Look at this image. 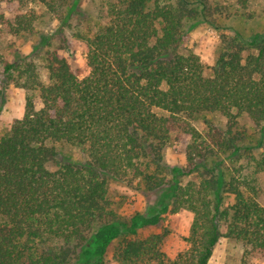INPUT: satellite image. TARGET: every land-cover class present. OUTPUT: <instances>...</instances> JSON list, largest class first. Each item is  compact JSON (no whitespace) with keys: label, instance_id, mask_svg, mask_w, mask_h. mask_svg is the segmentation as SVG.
<instances>
[{"label":"trees","instance_id":"trees-1","mask_svg":"<svg viewBox=\"0 0 264 264\" xmlns=\"http://www.w3.org/2000/svg\"><path fill=\"white\" fill-rule=\"evenodd\" d=\"M41 11L58 23L42 41L47 82L28 55L1 68L26 97L0 136V264H210L221 239L264 260V33L215 32L207 74L188 45L206 0H104L92 25L81 0H0V26L35 35ZM69 34L86 48L84 76L63 54ZM200 116L223 124L199 129ZM244 119L260 133L254 145ZM182 139L186 165H165V147ZM57 145L85 161H59ZM217 157L232 162L228 177ZM111 182H138L155 200L124 219ZM183 210L192 221L176 254L163 251L166 233L141 235Z\"/></svg>","mask_w":264,"mask_h":264},{"label":"rangeland","instance_id":"rangeland-1","mask_svg":"<svg viewBox=\"0 0 264 264\" xmlns=\"http://www.w3.org/2000/svg\"><path fill=\"white\" fill-rule=\"evenodd\" d=\"M209 3L208 16L199 18L198 23L189 33V47L199 55L202 64L205 66L207 74L211 72L215 59L219 52V42L214 35L215 32L233 35L234 32L240 33L243 38L250 37L257 33H264V0H251L247 8H240L236 0H206ZM104 0H81L87 18L85 23L94 24L97 20L98 12L103 5ZM208 11V7H207ZM41 13V17L36 25L37 33L32 36L15 37L9 34L3 26H0V136L5 134L15 119L23 116L26 91L17 87L14 82L6 80L1 75V68L7 62L13 60L16 55H28L39 74V78L43 83L47 82V73L44 68V62L41 53L48 49L42 44L44 39H49L54 34L57 27V21L50 15ZM215 24L217 28L213 27ZM68 42L70 49L63 52L72 66L79 75L84 76L88 73L85 63V46L75 40L70 34ZM41 103L35 101V108L39 109ZM205 120L221 126L223 120L220 117L200 116L194 123L201 129L205 126ZM241 130L245 134L247 144L254 145L260 141V133L258 129L247 119L241 121ZM185 139L177 142H171L164 149L163 163L167 166L186 165L185 156ZM58 149L57 159L61 162L82 163L85 161V154L74 147L62 145L56 146ZM221 155V158H224ZM225 172L226 177L229 176V167L232 165L230 159L224 160V165L220 163V158L213 160ZM193 177H188L183 181L186 182ZM136 182L131 187L120 183L111 182L110 191L118 204V213L122 218H128L135 212H146L149 210L153 201L154 194L145 191L143 185ZM264 204V199L260 200ZM192 221V214L183 210L175 214H166L161 224L157 228L145 229L141 235L150 233H166L167 236L163 240V251L168 255L176 254L184 245V240L188 234ZM113 245L107 259L112 261ZM210 264H264V260L253 252H247L242 242L236 239H221L214 248L213 254L209 261Z\"/></svg>","mask_w":264,"mask_h":264}]
</instances>
